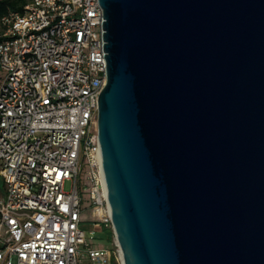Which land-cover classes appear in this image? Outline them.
I'll use <instances>...</instances> for the list:
<instances>
[{"label":"water","instance_id":"water-1","mask_svg":"<svg viewBox=\"0 0 264 264\" xmlns=\"http://www.w3.org/2000/svg\"><path fill=\"white\" fill-rule=\"evenodd\" d=\"M99 2L122 264H264V0Z\"/></svg>","mask_w":264,"mask_h":264},{"label":"built area","instance_id":"built-area-1","mask_svg":"<svg viewBox=\"0 0 264 264\" xmlns=\"http://www.w3.org/2000/svg\"><path fill=\"white\" fill-rule=\"evenodd\" d=\"M103 21L99 0H26L0 18V264L119 260L81 228L85 203L98 218L92 236L112 228L98 127Z\"/></svg>","mask_w":264,"mask_h":264},{"label":"rangeland","instance_id":"rangeland-1","mask_svg":"<svg viewBox=\"0 0 264 264\" xmlns=\"http://www.w3.org/2000/svg\"><path fill=\"white\" fill-rule=\"evenodd\" d=\"M3 178L2 174H0V185H2ZM66 190H69L71 188V183L67 181L65 183ZM2 194L0 193V196ZM85 212H84V221L81 224V228L86 232V239L89 241L90 244H92L95 248H108L112 251V253L115 251L117 253V257H119V260L116 259V264H122V261L119 256L118 252V246H116V240L113 233V242H110L108 232L105 230H97L96 233L92 236L90 234V231L94 230L96 228L95 222L98 221V218L94 215V208L89 206V203L84 204ZM107 228H112L109 226ZM113 232V230H112ZM83 264H91L88 262V260H84Z\"/></svg>","mask_w":264,"mask_h":264},{"label":"trees","instance_id":"trees-1","mask_svg":"<svg viewBox=\"0 0 264 264\" xmlns=\"http://www.w3.org/2000/svg\"><path fill=\"white\" fill-rule=\"evenodd\" d=\"M26 0H2L0 1V18L10 10H21ZM4 182V181H3ZM0 193L4 194V183L0 185ZM108 232L110 242H113V232L110 228H104ZM111 264H116V257L112 256Z\"/></svg>","mask_w":264,"mask_h":264},{"label":"crops","instance_id":"crops-1","mask_svg":"<svg viewBox=\"0 0 264 264\" xmlns=\"http://www.w3.org/2000/svg\"><path fill=\"white\" fill-rule=\"evenodd\" d=\"M98 230H100V229H98Z\"/></svg>","mask_w":264,"mask_h":264}]
</instances>
